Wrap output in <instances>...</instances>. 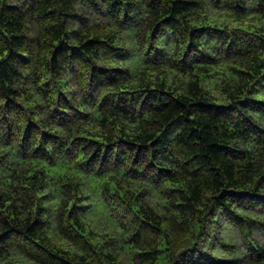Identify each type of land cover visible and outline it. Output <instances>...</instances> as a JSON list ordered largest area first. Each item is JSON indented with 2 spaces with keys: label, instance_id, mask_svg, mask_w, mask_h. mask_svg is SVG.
<instances>
[{
  "label": "trees",
  "instance_id": "16d2710c",
  "mask_svg": "<svg viewBox=\"0 0 264 264\" xmlns=\"http://www.w3.org/2000/svg\"><path fill=\"white\" fill-rule=\"evenodd\" d=\"M0 264H264V0H0Z\"/></svg>",
  "mask_w": 264,
  "mask_h": 264
},
{
  "label": "rangeland",
  "instance_id": "374dc122",
  "mask_svg": "<svg viewBox=\"0 0 264 264\" xmlns=\"http://www.w3.org/2000/svg\"><path fill=\"white\" fill-rule=\"evenodd\" d=\"M81 12H82L86 17H90V16H93V14H95L94 11L91 10L90 8H87V9L84 8V9L81 10ZM256 235H257L258 238L261 237V234H260L258 231L256 232ZM231 236H232L233 238L239 240V239H238V238H239V235H238L237 232H231Z\"/></svg>",
  "mask_w": 264,
  "mask_h": 264
}]
</instances>
